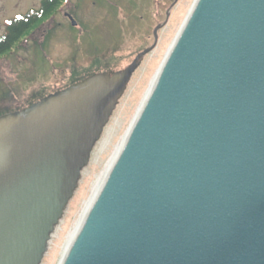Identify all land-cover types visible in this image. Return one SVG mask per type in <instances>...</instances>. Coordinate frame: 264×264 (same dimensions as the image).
<instances>
[{
    "label": "water",
    "instance_id": "obj_1",
    "mask_svg": "<svg viewBox=\"0 0 264 264\" xmlns=\"http://www.w3.org/2000/svg\"><path fill=\"white\" fill-rule=\"evenodd\" d=\"M149 52L0 114V264H40ZM58 264H264V0H193Z\"/></svg>",
    "mask_w": 264,
    "mask_h": 264
},
{
    "label": "rangeland",
    "instance_id": "obj_2",
    "mask_svg": "<svg viewBox=\"0 0 264 264\" xmlns=\"http://www.w3.org/2000/svg\"><path fill=\"white\" fill-rule=\"evenodd\" d=\"M42 1L0 0V36L12 19L39 10ZM170 2L156 0L154 5V0H65L51 16L24 33L10 52L0 54V114H3L85 77L125 69L138 54L155 46L152 52L139 58L137 68L116 99L88 162L80 170L72 195L49 235L40 264H58L61 248L79 218L83 202L90 197L95 175L104 170L121 144L190 9L191 0H187L189 7L172 10L171 20L162 26ZM64 12L74 18L76 26L70 24ZM107 132L110 143L100 152Z\"/></svg>",
    "mask_w": 264,
    "mask_h": 264
},
{
    "label": "trees",
    "instance_id": "obj_3",
    "mask_svg": "<svg viewBox=\"0 0 264 264\" xmlns=\"http://www.w3.org/2000/svg\"><path fill=\"white\" fill-rule=\"evenodd\" d=\"M63 1L65 0H43L39 10H31L12 19L7 24L5 32L0 36V54L10 52V49L22 38L24 33L38 21L51 16Z\"/></svg>",
    "mask_w": 264,
    "mask_h": 264
},
{
    "label": "bare ground",
    "instance_id": "obj_4",
    "mask_svg": "<svg viewBox=\"0 0 264 264\" xmlns=\"http://www.w3.org/2000/svg\"><path fill=\"white\" fill-rule=\"evenodd\" d=\"M186 14H187V12H186ZM186 14H185V15H186ZM155 45H156V44H155ZM150 50H151L150 52H152L153 48L150 49ZM150 52H149V53H150ZM110 132H111V129H110ZM126 132H127V131H126ZM126 132H125V134H126ZM125 134H124V136H123V138H122V141H123V139H124V137H125ZM122 141H121V143H122ZM109 143H110V141H109V132H107V136H106V138L103 139L102 142H101V148H100L99 151H100V152L103 151V150L107 147V145H108ZM120 146H121V144H120L118 147L115 148V150H114V152H113V155H112V157L110 158V160L107 162L106 167L104 168V170H103L100 174L95 175V177H94V181H93L92 184H91L90 197H89V199H88L87 201H84V202H83V208H82V210H81V213H80V215H79V218H78V220L76 221L75 226H74V227L72 228V230L69 232V234H68V236H67V239H66V242H65L64 246L61 248V256H63V255L65 254V252H66V250H67V248H68V246H69L71 240L73 239L74 235L76 234V232H77V230H78V228H79V226H80V224H81V222H82V219H83V217H84V215H85L87 209L89 208V206H90V204H91V202H92L94 196L96 195V193H97V191H98L100 185L102 184V182H103V180H104V178H105V176H106V173H107V171H108L110 165L112 164L113 160L115 159V157H116V155H117V153H118V150H119Z\"/></svg>",
    "mask_w": 264,
    "mask_h": 264
},
{
    "label": "flooded vegetation",
    "instance_id": "obj_5",
    "mask_svg": "<svg viewBox=\"0 0 264 264\" xmlns=\"http://www.w3.org/2000/svg\"><path fill=\"white\" fill-rule=\"evenodd\" d=\"M192 2H193V0H191V4H192ZM156 4H157L156 0H154V5H156ZM191 4H190V6H191ZM188 7H189V5H188L187 0H185V1H183V0H171L170 4L168 5V7L165 10L164 20H163V23L161 25L162 26H166V24L169 22V20H171V12H172V10H174V9H176V10L177 9H180V10L182 9L183 10V9L188 8ZM64 16L69 20L71 25H72L71 21L73 20L75 22V25H72V26H76V21L74 20V18L70 14L64 12ZM141 18L142 17H140V19ZM154 31H153V38H154V41H156L157 34H156V30H154Z\"/></svg>",
    "mask_w": 264,
    "mask_h": 264
}]
</instances>
